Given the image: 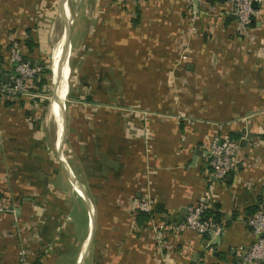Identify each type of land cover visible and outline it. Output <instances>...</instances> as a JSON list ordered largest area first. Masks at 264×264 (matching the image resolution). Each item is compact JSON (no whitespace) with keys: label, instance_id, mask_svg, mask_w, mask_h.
Listing matches in <instances>:
<instances>
[{"label":"crops","instance_id":"0c3cea01","mask_svg":"<svg viewBox=\"0 0 264 264\" xmlns=\"http://www.w3.org/2000/svg\"><path fill=\"white\" fill-rule=\"evenodd\" d=\"M66 1L60 0L64 19L69 18ZM194 7L199 9L195 19ZM52 9L55 15L57 0H0L1 82L12 71L7 55L13 39L20 52L38 58L39 47L29 51L25 40H39V25ZM96 10L92 38L107 41L109 48L133 46L134 54L144 57L137 66L144 73L137 87L146 90L132 102L145 105L148 122L134 139L118 129L119 139L123 135L128 143L117 176L108 173L107 188L114 191L107 194L85 188L70 161L68 168L62 160L55 138L49 158L54 151L66 168L76 192L68 200L86 205L84 232L69 226L58 242L57 227L35 225L38 234L28 233L19 219L37 209L25 202L0 215V264H21V246L28 247L30 264H248L244 253L256 240L248 218L264 207V14L243 30L223 0H97ZM57 46L56 41V57ZM26 102H0V185L23 194L30 185L29 169L57 166L46 158L47 130L38 127L35 101ZM218 133L239 139L251 135L231 179L216 178L205 156ZM65 135L66 123L60 146L66 158ZM147 195L155 199L157 217L166 221L183 220L190 206L208 199L223 230L206 236L165 232L159 239L151 226L158 219L137 216L135 203ZM100 198L110 200L106 207L98 206Z\"/></svg>","mask_w":264,"mask_h":264},{"label":"rangeland","instance_id":"374dc122","mask_svg":"<svg viewBox=\"0 0 264 264\" xmlns=\"http://www.w3.org/2000/svg\"><path fill=\"white\" fill-rule=\"evenodd\" d=\"M96 2L97 0H68L69 13L71 12V49L67 84H70V91L64 99L66 137L63 149L65 161L69 160L73 165L85 188L95 194H107L114 191V187L107 188L108 173L117 176L121 155L124 154L123 147L127 142L124 143L123 135L119 139L118 129L122 127L126 137L134 139L133 137H137L135 134L139 135V127L146 126L148 120L144 118V114H149V110L145 105L132 102L135 95L143 90L137 87L144 74L139 72L137 66L143 62L141 58L143 60L144 57L135 55L133 46L126 48L121 43V48H109L107 41L104 42L105 45L103 41L92 38L91 28L98 14ZM48 13H51L50 16L47 15L43 25H39L41 32L37 46L38 58L52 72L47 75L50 79L48 84L38 87L33 85L31 91L35 94L33 106L39 112L38 127L47 130L44 134L48 145H43L49 151L46 158L55 160L57 166L29 169L30 185L24 189L25 194L16 193L10 185H6V189L10 195L9 203L22 207L28 202L37 209L35 215L31 214L26 220L20 218L19 224H27V231L31 234H38V230L33 228L35 225L46 224L49 229L57 227L58 242L61 234L66 233L64 228L74 225L78 231H83L80 228L87 223V208L84 204L76 203L75 206L68 200L76 192L67 178L66 168L54 151L49 158V149L51 144L54 145L57 129V122L50 112L55 96L53 70L60 59L54 52L52 66L51 56L56 41L67 27L68 18L64 19L63 12L60 11V0H57L55 15L54 9ZM184 50L181 48L180 53ZM155 91L158 92L159 89L155 88ZM261 107L264 111V105ZM19 187L17 186V191H21ZM37 195L39 200H35ZM97 202L103 208L110 200L100 198Z\"/></svg>","mask_w":264,"mask_h":264},{"label":"built area","instance_id":"2783aa9c","mask_svg":"<svg viewBox=\"0 0 264 264\" xmlns=\"http://www.w3.org/2000/svg\"><path fill=\"white\" fill-rule=\"evenodd\" d=\"M193 1L189 0V2ZM223 1L231 6L232 13L239 21L242 29H247L252 21L264 14V9L260 7V3L264 0ZM254 1L259 3L258 8H254ZM198 14V7H194L192 18L195 19ZM18 46V41H13L10 46L9 63L12 71L8 82H0V100L4 96H34L35 94L31 91V87L34 80L44 70L43 65L24 59ZM187 59L188 49L185 48L181 55V60L186 61ZM205 156L210 159L213 175L218 179H225L228 175L236 173L244 161L241 139L233 138L227 134H216L210 139ZM155 204V199L147 195L137 200L135 208L146 213H151ZM210 209H212L211 202L208 199H203L189 207L188 214L183 220L167 221L164 223L152 220L151 226L159 239L162 238L165 232L182 233L193 231L201 236L221 232L223 224L212 216L206 215ZM13 211L14 207L7 201H0V215ZM248 224L256 235V240L245 251L244 262L248 264L264 263V209L251 215L248 218ZM19 259L21 264H30L25 246H21L19 249Z\"/></svg>","mask_w":264,"mask_h":264},{"label":"bare ground","instance_id":"6f19581e","mask_svg":"<svg viewBox=\"0 0 264 264\" xmlns=\"http://www.w3.org/2000/svg\"><path fill=\"white\" fill-rule=\"evenodd\" d=\"M63 10H64L65 15L67 17L71 15V13H69L67 1H66V4L63 5ZM66 26L67 27L65 28V30L62 34V37L60 38V41H57V45H58L57 46V54H58L57 57L60 59L58 61V66L56 65L54 70H53V76H54L53 86L55 89L57 88L58 92L56 90V94L58 93L59 97L56 95L53 97L51 105H50V112L52 113V115L54 116V118L57 122V129H56L55 133H56V141H57L59 154L61 155L64 163H66L67 167L69 168L67 161H65V157L63 155V151L60 148V146H62L61 142L63 140L64 129H65L64 99H65V95L70 91L69 83L67 84V76L69 73V65H68L67 58L69 56V54H68L69 50L68 49H70V47H68L66 54L64 53L63 49H64L66 39H68V41H69L68 35H69V31H70V26H71V17H70V19L68 18V24ZM70 45H71V43H70ZM51 61H52V66H53L54 49L52 51ZM72 177H73V175H72ZM73 183H75V182H73ZM78 191H80V190H78Z\"/></svg>","mask_w":264,"mask_h":264},{"label":"trees","instance_id":"16d2710c","mask_svg":"<svg viewBox=\"0 0 264 264\" xmlns=\"http://www.w3.org/2000/svg\"><path fill=\"white\" fill-rule=\"evenodd\" d=\"M255 23H256V21L254 20V21H252L251 22V24L247 27V30H248V28H251V27H253V26H255ZM13 41H18V40H16V39H13L12 41H11V43H10V45H9V47H8V55H7V57H9V49H10V46H11V44L13 43ZM18 45H19V41H18ZM25 45H26V47L29 49V51H33L34 49L33 48H35V47H37V45H38V43H37V41H35V39H33V37L32 38H28V39H26L25 40ZM21 50V49H20ZM21 53H22V56L24 57V59H26V60H30L32 63H39V64H41V65H43L44 66V70H43V72L34 80V83H33V85H36L37 87L38 86H43L44 84H48L49 83V81H50V79H49V76H47V75H49V74H51V69L47 66H45L46 65V63H44V62H42L39 58H37V56H35V55H30V54H24L22 51H21ZM6 57V58H7ZM6 60V59H5ZM1 82V81H0ZM33 85H32V87H31V89L33 88ZM143 90H146V89H143ZM144 96V95H143ZM29 96H22V95H15V96H4L1 100H0V102H3L4 104H13V103H18V102H20V104L21 105H24L23 103H27L26 101H32V102H34L35 101V99L33 98V96L32 97H29ZM25 99V100H24ZM26 99H28V100H26ZM225 134H227V135H229V136H231V137H233V138H236V139H239L237 136H236V134H235V136H232V135H230L229 133H224L223 135H225ZM9 199H10V195H9V193H8V190L6 189V185L5 186H1L0 185V201L1 200H5V201H7L8 203H9ZM12 207H14L15 208V204H11V203H9ZM261 209H264V207H261V208H259V209H257V211H259V210H261ZM157 209H156V205L154 206V208H153V211L151 212V213H146V212H144V211H141V210H138V212H137V216H138V218L140 219V216H141V218H147L148 220L149 219H151L152 217H154V218H156V219H158L157 220V222H167L166 220H165V218L164 217H157V215H156V213H157ZM256 211V212H257ZM255 212V213H256ZM206 215L207 216H212L214 219H216L217 221H220V215L216 212V211H214L213 209H210L207 213H206ZM253 215V214H252ZM19 252V251H18ZM18 260H20L19 259V255H18ZM19 263H21L20 261H19ZM31 264H34V262L33 263H31ZM36 264V263H35Z\"/></svg>","mask_w":264,"mask_h":264},{"label":"water","instance_id":"95a60500","mask_svg":"<svg viewBox=\"0 0 264 264\" xmlns=\"http://www.w3.org/2000/svg\"><path fill=\"white\" fill-rule=\"evenodd\" d=\"M253 6H254V8H258L259 7V3L257 2V1H254L253 2ZM68 38H69V35H68ZM70 40L68 41V39H66V42H65V45H64V53L66 54V52H67V49H68V47H70L71 45H70ZM70 45V46H69ZM71 49V48H70ZM70 49H69V55H70ZM67 61H68V63H69V56H68V58H67ZM70 64V63H69ZM5 77H6V79L4 80L5 82H8V80H9V77H8V75H4ZM53 78H54V76H53ZM54 90H55V95L56 96H58V93L56 94V90H57V88L55 89L54 88ZM57 92H58V90H57ZM67 95V94H66ZM59 97V96H58ZM64 109H65V101H64ZM250 137H251V135H248V137H246L245 139H241V143H242V145L244 146L246 143H247V141H248V139H250ZM70 167V166H69ZM71 169V168H70ZM72 171V170H71ZM73 173V172H72ZM230 179H231V176H228Z\"/></svg>","mask_w":264,"mask_h":264}]
</instances>
